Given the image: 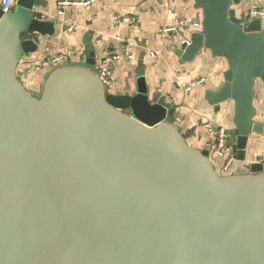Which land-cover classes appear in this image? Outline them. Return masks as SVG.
Here are the masks:
<instances>
[{"label":"water","instance_id":"1","mask_svg":"<svg viewBox=\"0 0 264 264\" xmlns=\"http://www.w3.org/2000/svg\"><path fill=\"white\" fill-rule=\"evenodd\" d=\"M201 30L176 53L202 48L227 60L225 84L207 93L218 112L234 103V169L186 140L166 96L138 81L111 92L87 46L84 64H61L42 91L18 76L35 53L42 0L0 4V264H264V160L246 162L264 85V21L240 24L243 0H192ZM86 41L89 42V36Z\"/></svg>","mask_w":264,"mask_h":264},{"label":"crops","instance_id":"2","mask_svg":"<svg viewBox=\"0 0 264 264\" xmlns=\"http://www.w3.org/2000/svg\"><path fill=\"white\" fill-rule=\"evenodd\" d=\"M35 7L36 16L54 23V33L33 34L31 38L38 43L35 53L26 55L18 66V76L31 92L42 91L43 83L50 69L30 71L31 67L42 60L57 54H67L62 64H84L87 59V46L95 50L96 61L120 48L116 34L132 41L133 58L125 54L112 65L111 92L136 94L138 81L143 78L151 93L166 96L176 108L175 122L179 125L186 140L194 147L208 149L211 137L204 124L211 120L214 125H223L230 134L234 128V103H222L217 112L207 100V93L218 92L226 80L224 72L229 69L223 57H215L211 50L202 48L192 61H185L177 55L179 37L162 33V28L181 18L202 20V11L196 9L192 0H92L90 4H76L90 0H42ZM68 1L72 4L65 8L63 16L58 15V3ZM254 0H243L237 7L239 14L248 11ZM257 5L264 8V0ZM115 15L135 18L137 28L129 23L114 24ZM264 21V17H263ZM73 30L69 31L68 26ZM193 29H182L180 37H191ZM89 36V42L86 41ZM53 69V67H52ZM48 72V73H47ZM205 81L187 91L193 80ZM256 121L264 123V85L256 86ZM231 136V135H230ZM232 138V136H231ZM264 160V132L252 133L246 149V162ZM220 166L221 160L217 159Z\"/></svg>","mask_w":264,"mask_h":264},{"label":"built area","instance_id":"3","mask_svg":"<svg viewBox=\"0 0 264 264\" xmlns=\"http://www.w3.org/2000/svg\"><path fill=\"white\" fill-rule=\"evenodd\" d=\"M19 0H0L1 7L5 12H12L14 7L18 5ZM258 0H254L253 5L251 8L241 15L240 24L242 26H246L247 21L251 18H263L264 17V8H261L257 5ZM92 0L89 2L83 3L79 2L76 4H90ZM70 2L62 1L58 3V15L63 16L65 13V8L69 6ZM135 18L131 16H119L115 15L113 18L114 24H119L120 22L129 23L134 29H136L137 23L135 22ZM201 23L202 20L195 19V18H181L178 21L166 25L162 28V33L172 37H179L178 45L179 47L183 44L189 45L191 43L190 37H180V31L182 29H193L194 31L201 30ZM68 30H73L72 25L68 26ZM116 39L119 42L120 48L117 49L115 52H111L107 54L101 61H96V69L98 70L101 79L105 83L107 87H110L112 84V65L115 61L119 60L122 54L128 56L130 59L133 58V53L131 50L132 41L130 38H124L119 34H116ZM67 59V54H57L54 56H50L45 58L41 61V63L34 65V67L30 68V71H42L45 69L52 70V67H56L61 65L64 60ZM205 81V78H199L193 80L190 84L186 87L187 91L192 90L195 86L202 84ZM204 128L206 129L207 133L211 137V145L208 148L210 156L215 163L217 169H220L222 172L221 174H229L233 171L236 157L233 152L232 147V139L231 134L227 127L223 125H214L211 120H208L204 124ZM217 159L221 160L220 166L217 165ZM263 161V160H262Z\"/></svg>","mask_w":264,"mask_h":264},{"label":"rangeland","instance_id":"4","mask_svg":"<svg viewBox=\"0 0 264 264\" xmlns=\"http://www.w3.org/2000/svg\"><path fill=\"white\" fill-rule=\"evenodd\" d=\"M17 10H19V8H18V5H16L15 7H14V9H13V11L12 12H15V11H17ZM48 73V72H47ZM48 76V74L46 75V77ZM109 88V87H108ZM39 94V93H38ZM220 172H222L220 169H218ZM223 173V172H222Z\"/></svg>","mask_w":264,"mask_h":264}]
</instances>
